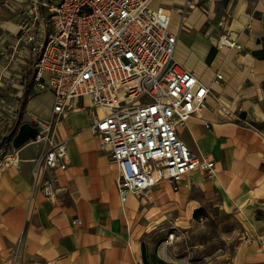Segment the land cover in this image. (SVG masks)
I'll return each instance as SVG.
<instances>
[{
	"label": "crops",
	"instance_id": "1",
	"mask_svg": "<svg viewBox=\"0 0 264 264\" xmlns=\"http://www.w3.org/2000/svg\"><path fill=\"white\" fill-rule=\"evenodd\" d=\"M150 5L169 12L176 59L210 87L205 108L179 127V136L216 163L211 175L187 174L176 191L168 184L173 195L166 192L160 203L158 193L154 203L176 210L177 201L200 205L202 198L216 199L220 208L241 217L250 236L239 264H264V0H151ZM16 31L14 13L0 7V104L18 91L21 123L48 119L52 93L35 87L30 72L21 79L24 68L9 59ZM228 33L240 50L217 45ZM79 103L89 104L87 98ZM95 113L101 112L78 109L57 124L69 154L67 168L57 172L64 187L58 203L32 188L36 146H23L19 166L0 173V264H9L18 242L15 264H144L141 217L151 194L120 201L118 168L88 130ZM75 216L81 223H72ZM145 259L154 264L146 252Z\"/></svg>",
	"mask_w": 264,
	"mask_h": 264
},
{
	"label": "built area",
	"instance_id": "2",
	"mask_svg": "<svg viewBox=\"0 0 264 264\" xmlns=\"http://www.w3.org/2000/svg\"><path fill=\"white\" fill-rule=\"evenodd\" d=\"M150 2L0 0V7L10 9L17 20L9 59L24 68L21 79L30 72L32 84L53 95L50 118H35L36 134L19 147L12 143L21 124L18 91L0 104V173L19 166L23 146H36L30 159L32 188L58 203L64 187L57 172L67 168L69 154L57 124L86 107L101 112L92 115L88 130L118 168L116 190L122 203L130 194L148 197L163 181L176 191L195 170L216 171L212 158L196 154L179 136V127L205 108L210 87L178 62L170 14ZM221 44L242 48L231 33L220 35ZM215 78L222 75L216 72ZM85 98L89 104H80ZM72 223L81 220L75 216ZM244 239L248 242L250 236ZM20 249L18 242L9 264H15Z\"/></svg>",
	"mask_w": 264,
	"mask_h": 264
},
{
	"label": "rangeland",
	"instance_id": "3",
	"mask_svg": "<svg viewBox=\"0 0 264 264\" xmlns=\"http://www.w3.org/2000/svg\"><path fill=\"white\" fill-rule=\"evenodd\" d=\"M168 184L163 181L152 187L151 201L145 203L147 209L141 217L146 225L143 251L150 261L154 264L156 260L164 264H239L247 234L241 217L220 208L216 199L202 198L200 192L194 193L198 200L202 198L200 205L177 201L176 210L169 206L157 208L155 195H161L160 203L167 193L173 195ZM197 208L203 209L195 218L193 211Z\"/></svg>",
	"mask_w": 264,
	"mask_h": 264
},
{
	"label": "water",
	"instance_id": "4",
	"mask_svg": "<svg viewBox=\"0 0 264 264\" xmlns=\"http://www.w3.org/2000/svg\"><path fill=\"white\" fill-rule=\"evenodd\" d=\"M36 131V128L32 126L31 123L22 122L12 138L14 147H19L28 139L33 138Z\"/></svg>",
	"mask_w": 264,
	"mask_h": 264
},
{
	"label": "trees",
	"instance_id": "5",
	"mask_svg": "<svg viewBox=\"0 0 264 264\" xmlns=\"http://www.w3.org/2000/svg\"><path fill=\"white\" fill-rule=\"evenodd\" d=\"M202 209H203V208H197V209H195V210L193 211V217L197 218V217L200 215ZM142 252H143L142 257H143L144 264H149V263L147 262V260L145 259V253H144V251H143V244H142ZM155 262H156V264H164V262H162L161 260H156Z\"/></svg>",
	"mask_w": 264,
	"mask_h": 264
}]
</instances>
